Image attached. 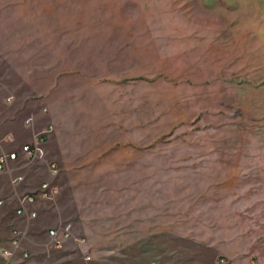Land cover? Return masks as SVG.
Listing matches in <instances>:
<instances>
[{"label": "rangeland", "instance_id": "obj_1", "mask_svg": "<svg viewBox=\"0 0 264 264\" xmlns=\"http://www.w3.org/2000/svg\"><path fill=\"white\" fill-rule=\"evenodd\" d=\"M20 17L38 76L65 73L103 102V137L83 135L82 151L134 153L137 169L89 177L95 219L74 227L88 248H55L36 219L28 256L0 264H264V0H0V29ZM128 202L146 224L104 216Z\"/></svg>", "mask_w": 264, "mask_h": 264}, {"label": "crops", "instance_id": "obj_2", "mask_svg": "<svg viewBox=\"0 0 264 264\" xmlns=\"http://www.w3.org/2000/svg\"><path fill=\"white\" fill-rule=\"evenodd\" d=\"M20 18V29L18 27L17 29H0V146L4 153L15 152L18 155L15 161H9L4 170L0 171V201L2 202L0 242L4 248L9 249L10 242L16 239L18 248L11 249L10 257L19 252L28 256L29 253L24 250V243L29 236V227L37 219L36 222L50 226L45 236L52 241L53 245L54 240L49 236V231L55 230L58 234H62L66 227H69V238L59 247L54 245L55 248L64 247L65 244L72 242L78 249L84 250L88 248L87 239L76 237L74 227H83L91 218L95 219L94 216L85 213L87 209H94L96 206L95 201L90 202L84 197L85 194L97 192L94 186H87L93 182V179L89 177L96 179L98 176H104L105 171H113L129 179L136 173V155L121 152L105 156L96 152L82 151L80 146L83 135L91 133L90 136L94 138L98 135L101 136L99 138L103 137L104 122L98 110L103 102L99 101L97 106V98L93 95L88 101L86 99L82 101L83 93H86L87 97L88 90L81 92L82 86L79 85L78 91L71 92V88L66 85L69 77L65 73H52L48 68L49 70L42 72L41 77L38 76L39 71L42 70L38 68L39 65L32 51L30 50L29 54L25 52V48H31L27 45L25 47V30L21 29L23 18ZM37 30L39 29L27 30L35 36L34 39L31 38L35 43H38L36 33L39 31ZM35 43H31V47ZM25 66L28 68L25 69ZM78 77L79 75L76 74L74 78ZM67 87L70 95H66ZM97 87L93 85L90 88H94L93 92L97 93ZM49 127L51 131L47 134L43 145V157L32 161L26 159L20 151L21 147L34 144L37 135ZM82 129L84 133L81 132ZM73 139L78 141V152L64 153L68 142L74 141ZM60 151L63 153L61 154ZM51 165H55L58 169L56 175L51 173ZM16 178H21V181L14 182ZM125 182L118 194H134V181L131 187ZM43 183H50L57 187L58 194L53 200L38 199L33 204L22 202L25 196L35 194ZM21 208H24L25 212L17 214ZM68 210H70L69 214L66 212ZM108 210L107 214L104 213L105 217L124 220L126 213L128 219L139 218L137 225L145 221L146 205L141 212L142 218V214L137 216L136 211H141V207L138 208L136 202L117 203L116 207L108 208ZM29 212H34L36 216L31 218ZM8 225L19 227L17 229L13 227L8 233L5 230ZM118 233L113 240H123L120 237L121 233ZM104 240L107 239H100V241ZM101 249L103 250L104 247ZM109 252L114 254L118 251ZM118 254L121 255L120 252ZM0 257L10 258L3 257L1 254ZM84 261L88 264L94 261L104 264L105 260L102 255L89 254L84 256Z\"/></svg>", "mask_w": 264, "mask_h": 264}, {"label": "built area", "instance_id": "obj_3", "mask_svg": "<svg viewBox=\"0 0 264 264\" xmlns=\"http://www.w3.org/2000/svg\"><path fill=\"white\" fill-rule=\"evenodd\" d=\"M50 131H51V127L39 133L37 135V140L34 144L22 146L20 149L22 155L30 161L40 159L41 157H43L44 155L43 145L47 138V134ZM17 157L18 155L15 152L4 153L0 146V171L4 170V168L6 167L9 161H15ZM50 171L53 175H56L58 173V169L56 168L55 165L50 166ZM19 181H21V178H16L14 180V182H19ZM57 194H58V189L56 186L50 183H43L40 185L38 191L35 194L25 196L22 199V202L25 204H33L38 199L43 200V201H50V200H53ZM1 204L2 202L0 201V205ZM24 212H25V209L21 208L17 211V214H23ZM29 216L31 218H34L36 214L34 212H29ZM68 229L69 227H66L64 233L62 234H58L55 230L49 231L48 234L54 240V245L56 247H59L64 240H67L69 238ZM16 248H18V241L16 239L10 242L9 249L4 248L0 242V254L3 257H10L11 249H16ZM24 257H26V255H24ZM150 264H156V263H150Z\"/></svg>", "mask_w": 264, "mask_h": 264}]
</instances>
